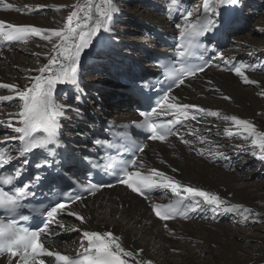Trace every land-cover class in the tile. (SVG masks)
<instances>
[{"label":"bare ground","instance_id":"obj_1","mask_svg":"<svg viewBox=\"0 0 264 264\" xmlns=\"http://www.w3.org/2000/svg\"><path fill=\"white\" fill-rule=\"evenodd\" d=\"M4 2L12 4L13 9L19 8L21 11L4 10L0 7V21L43 29H52L53 24H47V21L43 24L37 22L36 17H33L35 10L49 7L52 9L61 4V0H30L29 3L32 4L29 6L28 0H4ZM78 2L82 3L83 0H73L72 5ZM169 3L170 0H144L142 4H148L150 9L144 15L139 14L138 17L146 24L138 21L137 24H133L132 29H126L127 34L149 36L150 46L160 44L159 41L152 38L155 34H161L160 36L178 35L179 28L167 22L163 15V12L169 9ZM186 3L188 4V0H179L178 5L186 8ZM72 5L69 7V13L73 10ZM227 5L232 4L219 7L226 8ZM199 7L196 10L195 8L189 9L193 12L191 19H195L200 10L203 11V1ZM219 7L214 9V12ZM29 9L32 11L29 12ZM65 12L62 16L63 19L65 18L61 22L63 24L66 23V17L69 14ZM127 14L132 15L130 12ZM133 18L135 17L133 16ZM115 19L114 17L113 22ZM184 23L183 19L181 26ZM245 24V20L241 18L238 28L229 31V36L233 41L239 42L236 34L238 30L243 29ZM110 27L111 31L100 33L94 38L93 44L81 54L79 68L86 61L85 56L94 51V43L98 38H103L105 41V51H101L98 55L92 54L89 59L94 62H92V66L99 68H94L92 71L86 67L82 69H87L89 74L87 77L86 73L87 78L85 77L82 81L87 93L93 89V85H99L100 81L103 82V86L108 88H120L118 79L123 76L124 69L130 62L129 56L136 58L139 63L143 62L142 46L122 44L117 38L118 31L114 30V27L112 28V24ZM37 37L30 36L27 38V42L0 40V83L16 85L17 90L31 87L32 81L29 78L40 75L37 70L48 63L47 57L52 54L51 43L33 44ZM14 45L28 49V53L34 57L35 64L31 65L30 60L27 65L18 63L16 51H13ZM114 50L124 53L117 56L118 54L114 53ZM241 53L238 48L223 51L221 56L224 60L219 63V70L209 68L199 77H195L193 81L169 94L170 97L176 98L177 105L199 106L220 113V117L195 112L192 115V118L195 117L193 123L182 132L183 140L187 141V144L174 142L158 147L155 151L148 149L141 158V162L147 167L164 173L182 185H191L213 192L226 201V206L239 205V209L225 212L223 206L214 209L203 205L201 201L203 210L192 213V222L168 224L164 228L151 218L142 201L129 195L122 188H115L110 193L97 195L87 202L75 205L72 210L83 215L85 223L81 224L76 220H70L68 223L73 227L98 230L102 235L105 232L111 233L123 248L135 254L132 257L133 262L139 259L150 261L151 264H264V227L259 226L260 224L264 225V191L261 189L260 194L253 195L242 186L243 181L259 169H254L253 166L241 168L232 166V169H229L231 164L234 165L233 160L238 155H242L243 159L245 158L251 163L264 159H257L253 154L254 152L259 154V149L253 148L250 137L243 139L236 134L229 136L227 134L229 131L236 133L238 130L231 121L222 118L235 116L245 119L252 122L258 130L264 131V95H261L264 93V74L259 75L260 66L244 63ZM107 57L110 58L108 62H111L110 65L106 64L107 68L97 65ZM251 58L254 59L256 56L251 55ZM232 60L244 65L245 75L257 83L246 85L234 71L230 72L227 65ZM64 85L58 84L54 89L53 96ZM95 89L98 92V97L100 95L108 97L106 102L99 99L101 103L98 105L105 112L104 117L107 113L111 114L109 118L130 116L127 112L128 100L121 99L112 105L109 100L112 99L114 93L101 90V88ZM3 96H12L13 99L10 101L0 99V143L11 147L14 140L9 137L17 136L13 128L17 126L16 114L21 110L22 101L19 100L15 92L9 89H0V97ZM224 96L230 97V99L225 100ZM54 99L56 102L66 105L65 116L73 119L68 124V133H66L72 135L71 130L73 129L82 131L86 119L82 120L78 116L70 114V108L75 111L78 109L66 104L64 101L67 98L60 100L54 97ZM116 109L119 113H115ZM102 110L100 113L91 107V111L99 118H103ZM198 152H203V155ZM219 161L227 163L221 164ZM244 209H250L251 212H245ZM222 215L230 221L229 225L221 224L225 219ZM63 238L64 236L61 241ZM74 239L75 241H64L67 248L77 246L75 243L78 237L76 236ZM0 264H7V261L2 259Z\"/></svg>","mask_w":264,"mask_h":264},{"label":"snow or ice","instance_id":"obj_2","mask_svg":"<svg viewBox=\"0 0 264 264\" xmlns=\"http://www.w3.org/2000/svg\"><path fill=\"white\" fill-rule=\"evenodd\" d=\"M239 0H203V15L191 19L192 11H187L184 15V25H177L182 41L181 57L190 55L187 49L197 47L195 43L197 38L202 37L205 33L213 29L224 27L227 23L225 20L213 19L210 13L214 12L219 6L225 4L236 5ZM179 0H170L168 4L169 11H173L178 6ZM0 7L4 10L21 11L13 9V5L0 0ZM72 11L66 17V23L59 30L43 29L35 26H18L12 23L0 21V40L6 42L22 41L27 42L30 36H38L47 40L52 45L51 55L47 57L48 63L40 67L37 71L40 75L30 77L31 87L23 90H17V86L8 83H0V89H9L15 92L19 100L22 101L21 110L16 114L18 121L13 131L17 136L9 139L18 141L16 152L21 157L35 149L47 150L49 145H57L58 134L62 127V118L66 114V105L56 102L53 96L55 87L58 84L76 85L79 74V65L81 54L86 48L93 44L94 38L102 32L111 31V24L115 14L119 11L115 0H83L72 5ZM29 12L32 9L28 10ZM218 15V13H216ZM47 33V35H45ZM55 38V39H53ZM227 64V61H225ZM251 67V66H248ZM244 65L233 66L232 71L239 76L243 83L256 84L257 81L251 80L245 75ZM203 67L185 70L177 76V86L184 83V76H194L197 71H203ZM264 95V93H261ZM225 100L230 97L224 96ZM2 100L10 101L12 96L0 97ZM175 97H170L167 93L160 101L161 108L173 109L178 115L188 118L187 109L195 108L196 112L203 113L207 116L220 117V113L193 106L188 104L177 105ZM172 102H169V101ZM154 113L141 112L144 118L140 127L150 133L149 139L153 141L165 142L169 136L176 135L172 127L166 123H156L152 120ZM195 118V117H193ZM226 121H231L238 130L236 133L229 131L227 134L240 135L243 139L251 138V144L254 149H259L257 159H264V131H260L250 121L240 119L235 116L222 117ZM181 121L176 120L179 124ZM11 127V125H9ZM187 144L185 140L181 141ZM139 151H143L140 147ZM203 155V152H198ZM13 159V154L8 149H0V167L8 165ZM26 162V161H25ZM68 163H73L68 160ZM130 165L135 167L137 161L133 160ZM38 167L40 165H37ZM141 167L142 162H141ZM109 168L113 165L109 164ZM124 173L120 182L126 185L133 193L148 198L147 193L157 189H171L176 195V199L168 204L152 203V211L161 221L175 219L177 216L187 218L189 212L203 210V205L219 209L223 206L225 212H231L239 209V205L226 206V201L213 192L205 191L191 185H182L175 179L166 176L164 173L155 169L149 170L148 175H142L139 171H129L126 168L121 169ZM175 171V169H174ZM39 180L40 178L37 177ZM13 177H0V185H12ZM28 186L16 188L13 193L0 188V210L12 214L13 219L7 223L0 224V254L7 253L11 257H19V264H46L43 258H54L55 264H129L127 258L134 257V253L127 251L121 246L117 239L111 233L105 232L103 235L95 231H84L81 229H67L66 226L58 220L60 213H65L74 217L81 224L85 223V217L78 212L71 210L68 203L57 202L50 209L46 210L47 222L39 230L32 231L28 228L17 227L15 215L21 208V200L28 195L24 190ZM183 193L184 195H181ZM200 198V199H197ZM82 197L77 196L75 200L68 197V200L75 203ZM245 212H251L250 209H244ZM45 213L42 211L41 215ZM21 220H28V216H20ZM245 219L247 217L245 216ZM52 225H59L65 230L81 231L82 237L87 241V245L81 244L83 251L75 257L63 255L59 251L50 250L45 246L44 237L51 236ZM47 264H52L48 261ZM134 264H151L150 261L136 259Z\"/></svg>","mask_w":264,"mask_h":264},{"label":"rangeland","instance_id":"obj_3","mask_svg":"<svg viewBox=\"0 0 264 264\" xmlns=\"http://www.w3.org/2000/svg\"><path fill=\"white\" fill-rule=\"evenodd\" d=\"M16 1H22V0H16ZM29 1L30 0H28V6L29 4H32V3H29ZM202 1L203 0H189V6L191 8H193L194 6H199V4ZM240 2L242 3L243 10H244L243 12L245 13V15L242 16V19L245 20L246 24L243 26L242 30L237 31L236 37L238 38L239 42L233 41L230 38V36H228L227 46L224 51L235 50L238 48L240 52H242L241 55H242V60L243 61L245 60L244 63H250L252 65L260 66L259 69L262 70L261 64H264V0H240ZM115 3L117 4L119 11L114 16L116 19L112 23V28L114 27L113 29L118 31L117 38L120 40L122 44H129V46L136 45V46L141 47V45H143L144 42H141L140 40L145 38L143 34H136V36H132L131 34H127L126 29H132L133 24H137L138 21H142L145 23V21L141 20L138 16L139 14L144 15L147 12V10L150 9L147 6L148 4H142L144 3V0H117ZM72 4H73V0H61V4L55 8L51 9L49 7V8H44V9L43 8L36 9L33 17H36L37 19L36 21L39 22L40 24H43L45 21H47V24L52 23L53 28L50 30H58L62 28L64 25L63 23H61L62 21L65 20V18L63 19L62 17L63 13L66 11L65 13L68 14L69 7ZM129 12L132 13V15L135 18H133L132 15H128L127 13ZM240 28H242V26ZM38 42L49 44L47 40H43L40 37H37L36 39H34L33 44H37ZM241 42L243 43L241 44ZM13 47H14L13 51H16V57L18 58L16 59V61L18 63H21L22 65H27L29 63L28 60H30L31 65L35 64L34 57L33 55H30L28 53V49L24 47H19L17 45H14ZM36 48L38 47L36 46ZM120 52L121 51L116 50L114 53L118 54L117 56H121L124 52L122 53ZM248 53L256 56V58L254 59L251 58V55L249 56ZM257 56L260 57L258 64H256L258 60ZM103 57H106V56H103ZM109 59L110 58L107 57V59L103 60L97 65L102 66V67L105 66V68H107L106 64H109V65L111 64V62H108ZM84 67L90 69L91 71L94 68L96 69L99 68L97 66H92L91 64H88V63L85 64ZM87 72H88L87 69L82 70V77H83L82 81L86 77L85 74ZM263 74H264V70H262L259 73V75H263ZM88 75L89 74L87 73V77ZM98 86L103 87V82L100 81V84ZM252 90H255V88H252ZM88 93L91 94V96L93 97H97L98 100L101 99L103 102H106L108 100V97L106 96L101 97L100 95V97H98L99 95H98V92H96V89H91ZM100 103L94 102V100H92L90 97L88 98V104H90V106L93 107L94 110L101 113L100 110L102 109L98 105ZM70 106L74 107V105H70ZM102 112L103 113L101 114V116L105 115V112L103 110ZM106 116L110 117L111 114L107 113ZM67 133H68V129H67ZM200 142L202 143V141ZM233 161L235 164L234 167L236 168H241L243 166L244 167L253 166L252 168L259 169L258 171H255L254 173L250 174L243 181L242 186L246 188L248 191H250L253 195H258V193L260 194L262 191H264V160H258L255 163H251L250 161H247L245 158L243 159L242 155H238ZM219 162L221 164L227 163L226 161H219ZM229 223L230 221L226 220V218L221 222V224H224V225H227V224L229 225ZM259 226L264 227L263 224H260Z\"/></svg>","mask_w":264,"mask_h":264}]
</instances>
